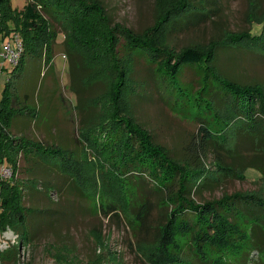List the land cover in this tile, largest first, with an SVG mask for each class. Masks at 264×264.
Listing matches in <instances>:
<instances>
[{
    "label": "rangeland",
    "instance_id": "1",
    "mask_svg": "<svg viewBox=\"0 0 264 264\" xmlns=\"http://www.w3.org/2000/svg\"><path fill=\"white\" fill-rule=\"evenodd\" d=\"M259 1L264 9V0ZM27 2L10 0V7L19 13ZM94 3L100 7L101 14L95 15L85 25L75 24L72 29L75 37L83 40L82 43L71 41V46L67 47L63 44L64 34L60 33L50 53L53 58L50 64L44 55L28 57L21 72L15 76L14 64L2 57L4 39L9 38L0 34V99L12 80L16 106L26 111L22 112L24 115L17 116L18 122L12 127L13 135L68 148L66 145L71 142L73 145L79 135L83 137V130L89 125L95 127L111 112L113 84L122 72L126 86L120 100L123 112L141 123L155 142L170 150L175 158L188 160L187 148L199 124L191 115L169 107L172 99L170 101L165 91L169 92L168 89L160 87L159 77L147 63L146 55H136L133 61L127 46L128 35L124 31H131L134 35L147 33L150 40L177 52L187 47H198L207 54L211 41L219 35L245 31L251 26L252 33H255L261 29L263 20L257 17V22L250 24L255 17H249L247 21L249 0H238L226 5L220 18L214 16L206 23L168 36L161 29L165 24L161 26L159 21L179 6L181 0H94ZM80 26L82 31L90 27V38L82 39L86 32L80 34ZM158 26L159 29H154ZM12 27L13 22L10 29ZM18 37L22 41L21 36ZM25 43L31 44L29 39ZM215 64L232 81L264 84V57L254 51L221 46L217 50ZM198 76L196 69L190 68L184 72L183 82L193 84L197 90L200 87ZM132 85L136 89L129 93L128 88ZM170 85L173 87V83ZM186 97L194 102V94L189 93ZM201 117L205 118L202 114ZM235 128L233 123L230 129L233 131ZM76 143L72 150H79V155L72 154V157L78 160L75 163L83 196L74 190L72 192V180L61 175L59 170L42 167L40 160L45 166H49L47 161L50 165L56 164L50 156H39L40 160L25 159L20 154L10 153L16 165L6 164L1 172L8 183L7 190L0 194L1 263L153 264L150 253L154 247L150 244L154 232L146 236H138L135 232L134 208L138 197L134 191L130 197L115 185L104 163L110 153L108 148L97 151L91 139L86 143L82 141L83 147ZM240 143L247 148L250 139L243 138ZM228 146L234 145L228 142ZM240 150L245 151L241 145ZM215 159L216 154L212 152L204 157L206 168L211 177L220 179L219 184L202 189L196 195L199 201L218 199L223 194L234 192H255L264 197L263 175L256 168H247L248 160L245 161L243 156L224 157L226 163L236 167V176L224 175V171L217 168ZM259 164L264 167V161ZM13 187L18 188L20 195L15 202L3 203L4 198L11 195L12 190H9ZM18 205L24 208L26 227L18 222L15 211ZM158 213L159 210L154 211L155 218ZM258 251L249 253L245 264H264V253L261 255ZM243 262L236 260L234 263Z\"/></svg>",
    "mask_w": 264,
    "mask_h": 264
},
{
    "label": "trees",
    "instance_id": "2",
    "mask_svg": "<svg viewBox=\"0 0 264 264\" xmlns=\"http://www.w3.org/2000/svg\"><path fill=\"white\" fill-rule=\"evenodd\" d=\"M236 1L181 0L180 5L170 10L159 24H165L161 29L168 36H173L206 23L214 16L220 18L224 7ZM100 14V7L94 0H28L19 13L12 10L10 0H0V34L9 39L20 35L24 45L20 61L14 64V76L21 72L28 57L44 55L50 64L53 59L50 53L60 33L64 34L63 44L67 47L71 46V41L82 43L83 40L75 37L73 26L90 23L91 18ZM249 17H255L250 24L257 22V17L263 20L260 30L252 33L251 26L245 31L224 32L211 41L207 54L198 47H187L177 52L150 40L147 33L134 35L123 30L128 35L127 46L133 61L136 55H146L147 63L159 77L160 87L168 89L169 92L165 91L170 101L172 99L169 107L191 115L199 124L187 148L188 160L175 158L170 150L155 142L141 123L123 112L120 100L126 86L122 72L113 84L111 112L95 127L89 125L83 130V137L75 138V143L81 147L82 141L86 143L91 139L97 151L108 148L110 153L104 163L115 185L130 197L132 191L137 194L135 232L138 236L154 232L150 244L154 247L150 253L153 264H235L236 260L245 264L252 251L264 253V197L261 194L234 192L207 201H199L196 197L202 189L219 184L220 179L211 177L206 168L204 157L208 152L216 154L217 168L223 170L224 175L238 174L236 167L226 163L224 157L243 156L245 161L248 160L245 166L256 168L264 178V167L259 164L264 161V84L232 81L215 64L217 50L221 46L242 47L264 57V9L259 0H249L247 21ZM11 22L13 27L10 29ZM86 28L87 31H82L83 27H79L80 34L86 32L82 39L92 35L90 27ZM154 29H159V26ZM27 39L31 44L25 43ZM190 68L196 69L199 75L197 83L200 87L197 90L193 84L183 82V74ZM168 81L173 83V87ZM12 85L10 80L0 99V194L8 187L1 170L6 164L16 165L11 155L15 153L25 159L39 156L55 159L54 165L47 161L49 167L38 158L45 169H57L61 175L70 178L72 192L74 190L83 196L75 163L78 160L72 157V154L79 155V150H72L74 141L64 149L56 143L50 145L13 135L12 127L18 122L17 116L24 115L26 111L16 106ZM135 89L132 85L128 92ZM189 93L194 94V102L189 97L187 99ZM127 98L130 103L128 94ZM233 123L236 128L231 131ZM243 138L250 139L251 146L248 144L246 148L241 144ZM228 142L234 146L230 148ZM240 145L245 151L240 150ZM11 190V195L6 196L3 203L15 202L20 195L17 187ZM156 210H159L157 218L154 215ZM15 211L18 222L26 227L24 208L18 205Z\"/></svg>",
    "mask_w": 264,
    "mask_h": 264
},
{
    "label": "built area",
    "instance_id": "3",
    "mask_svg": "<svg viewBox=\"0 0 264 264\" xmlns=\"http://www.w3.org/2000/svg\"><path fill=\"white\" fill-rule=\"evenodd\" d=\"M24 52L23 42L16 35L14 38L6 40L3 45L2 57L13 64H17ZM5 167L2 168L1 172Z\"/></svg>",
    "mask_w": 264,
    "mask_h": 264
}]
</instances>
